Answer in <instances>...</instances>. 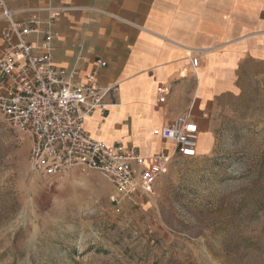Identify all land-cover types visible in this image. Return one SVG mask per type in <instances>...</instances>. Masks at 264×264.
I'll list each match as a JSON object with an SVG mask.
<instances>
[{
	"label": "rangeland",
	"instance_id": "1",
	"mask_svg": "<svg viewBox=\"0 0 264 264\" xmlns=\"http://www.w3.org/2000/svg\"><path fill=\"white\" fill-rule=\"evenodd\" d=\"M238 81L193 110L210 132L197 156L118 211L97 172H32L29 137L0 115V264H264V66L244 63Z\"/></svg>",
	"mask_w": 264,
	"mask_h": 264
},
{
	"label": "crops",
	"instance_id": "2",
	"mask_svg": "<svg viewBox=\"0 0 264 264\" xmlns=\"http://www.w3.org/2000/svg\"><path fill=\"white\" fill-rule=\"evenodd\" d=\"M6 5L18 21L48 17L30 8H64L53 28L54 63L73 65L74 45L80 43V76L100 58L106 65L97 83L118 86L116 98L105 97L106 115L95 111L84 129L106 144L123 139L144 156L174 147L152 135L153 129L186 112L199 125L196 107L241 92L238 71L244 63L264 66V0H6ZM6 25L0 18V30ZM29 39L42 42L41 35ZM195 54L197 67L190 63ZM159 86L165 89L163 102ZM204 133L210 132L199 136Z\"/></svg>",
	"mask_w": 264,
	"mask_h": 264
},
{
	"label": "built area",
	"instance_id": "3",
	"mask_svg": "<svg viewBox=\"0 0 264 264\" xmlns=\"http://www.w3.org/2000/svg\"><path fill=\"white\" fill-rule=\"evenodd\" d=\"M63 9L30 8L27 11L48 12V17L44 21L34 16L18 21L6 0H0V18L7 22L0 30V115L10 128L29 137L28 164L32 172L52 181L73 171L85 175L97 172L114 187L110 202L117 211L124 200H152L155 183L175 158L197 156L199 125L186 112L170 124L153 129L152 135L172 142L174 147L149 156L122 139L106 144L93 138L84 129V120L95 111L105 116V97L116 98L118 86L101 87L97 83L98 71L106 65L100 58L89 73L80 76V43L74 45L77 53L73 65L54 63L53 28ZM39 35L41 44L30 41V36ZM197 56H190L193 67L198 65ZM157 93L158 102H163L165 89L159 86Z\"/></svg>",
	"mask_w": 264,
	"mask_h": 264
},
{
	"label": "bare ground",
	"instance_id": "4",
	"mask_svg": "<svg viewBox=\"0 0 264 264\" xmlns=\"http://www.w3.org/2000/svg\"><path fill=\"white\" fill-rule=\"evenodd\" d=\"M122 141H124L123 139H122ZM125 142V141H124ZM197 152H198V147H197Z\"/></svg>",
	"mask_w": 264,
	"mask_h": 264
}]
</instances>
